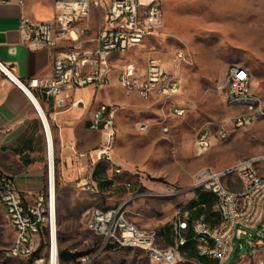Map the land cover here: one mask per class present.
Here are the masks:
<instances>
[{"label":"built area","instance_id":"obj_1","mask_svg":"<svg viewBox=\"0 0 264 264\" xmlns=\"http://www.w3.org/2000/svg\"><path fill=\"white\" fill-rule=\"evenodd\" d=\"M55 3L57 13L51 19L34 20L25 13H20L18 30L28 48L52 47L58 35L68 39H80L79 37L87 31L84 21L88 18L92 6L100 7L104 18L95 37L96 45L92 49H85L77 42L68 51L56 55L49 76H32L23 81L14 75L9 65L0 61V72L18 86L36 108L48 147L45 190L39 193L31 204L24 201L11 175L0 176V203L8 224L14 231L7 253L25 261L39 250L41 243L48 251L49 258L53 248L57 257L55 163L53 151L50 158V127L39 104L37 90L43 92L46 99L57 109L84 105L82 98H74L71 91L85 86L98 89L109 85L110 55L125 53L142 44L150 36H159L158 28L163 23V0H55ZM153 50L144 68H137L132 63L117 68V81L125 93H136L144 100L159 99L171 112L181 115L185 109L177 106L173 100L180 90V78ZM190 62L191 53L183 47L174 50L171 55L173 65ZM221 85L227 88L228 104L236 110V114L231 118L235 127L246 126L264 115L262 100L250 89V72L246 67L239 64L230 65ZM121 109L118 104L100 103L89 117L88 128L99 131L101 139L97 147L80 154L78 158L86 155L91 161L88 179L91 178L96 162L112 161L117 141L116 116ZM144 128L145 125H141V129ZM167 130V126L162 127V131ZM217 135L224 138L225 129L220 128ZM211 138L207 130H200L195 139L197 150L203 152L209 149ZM75 164L76 168L80 166L78 160H75ZM262 164L264 153L244 158L229 167L199 168L193 174L191 188H200L214 195L218 221L209 224L203 218H196L189 223L185 213L173 227L172 245L160 247L158 229L136 224L126 214L123 203L90 209L86 217V227L103 239L102 246L110 244L113 247L145 250L154 264H198L179 248L186 243L185 235L190 227L197 256L223 261L232 250L234 241L239 242V248L245 243L253 249L259 245L260 238L264 239V226L257 229L264 215V173L259 169ZM122 170V167L117 165L115 173L118 174ZM234 174L240 183L238 187L230 186L226 182ZM108 179L112 180V177ZM76 180L80 181V178L76 177ZM180 190L171 189L160 193L172 195ZM251 229H255V235ZM245 256L240 255L241 258ZM87 259V256L81 258L82 261ZM39 260V257L34 258L32 264H37ZM256 264H264L263 258L258 257Z\"/></svg>","mask_w":264,"mask_h":264},{"label":"rangeland","instance_id":"obj_2","mask_svg":"<svg viewBox=\"0 0 264 264\" xmlns=\"http://www.w3.org/2000/svg\"><path fill=\"white\" fill-rule=\"evenodd\" d=\"M174 8L177 18L169 12V25L164 22L158 39L149 41L161 50L156 54L169 69L174 50L183 47L190 51L189 64L173 65L170 69L180 78L174 103L185 110L176 115L159 99H130L111 91L112 98L128 100L116 116L117 141L112 161L114 165H130L141 171L149 182L168 184L166 190H181L169 195L144 186L135 192L134 188H111L105 194L94 193L90 189L63 187L55 171L58 264H154L145 250L102 246L103 239L86 227L90 209L123 203L128 217L138 218V224L156 229L172 226L188 209L187 202L193 197V174L199 168L229 167L264 153V115L246 126L235 127L231 118L236 110L228 104L227 88L221 85L230 65H242L250 72L251 91L264 105V0H190ZM141 125L146 128L141 129ZM163 126H167V132L162 131ZM220 128L226 131L224 138L217 135ZM202 129L211 134V146L199 152L195 139ZM259 169L264 173V164ZM230 181L233 186L240 185L236 174ZM263 226L264 215L257 229ZM250 231L255 235V229ZM13 237L14 231L0 203V264H29V259L8 255ZM159 239L165 242L163 234ZM259 241L253 249L245 243L239 248V242L234 241L223 261L207 257H198L196 261L256 264L258 257L264 260V239ZM41 244V260L37 264H50L48 251ZM63 251L83 254L71 259L62 256ZM241 254L246 256L241 258ZM83 256L88 259L82 261Z\"/></svg>","mask_w":264,"mask_h":264},{"label":"crops","instance_id":"obj_3","mask_svg":"<svg viewBox=\"0 0 264 264\" xmlns=\"http://www.w3.org/2000/svg\"><path fill=\"white\" fill-rule=\"evenodd\" d=\"M183 3H190V0H163V23L158 28L159 32H162L164 22L166 25L170 23L168 13H174L177 18L174 7ZM21 12L34 20H46L55 16L57 5L55 0H0V61L9 65L14 75L23 81H27L32 76H49L53 58L68 51L77 42H80L85 49H92L96 45L95 37L102 27L104 18L103 10L100 7L92 6L88 18L84 21L87 31L79 37L80 39H68L58 35L54 46L30 49L23 43L18 30ZM149 39L158 38L155 35L150 36L142 44L125 53L110 55L108 61L111 67V82L109 85L98 89L85 86L71 91L74 98H82L84 105L57 109L53 107L51 101L46 99L43 92L37 90L39 104L50 127L51 151H53L55 169L63 187L80 188L83 191L90 189V192L104 194L108 193L111 188L126 190L134 188V192L144 186L158 192L167 189L168 184L149 182L142 177L141 171H137L130 165L122 167L123 170L116 174L117 165H114L113 161L96 162L94 168L97 165L99 172L95 176L91 175V178L88 179L91 161L86 155L78 159L80 154L93 150L100 142L101 133L88 128L89 117L97 105L100 103L118 104L123 109L122 103H126L128 100L112 98L111 91L120 92L130 99L138 96L136 93H125L117 81L116 73L117 68L126 63L135 64L137 68H144L152 49L155 53L161 51ZM169 64L170 69L175 67L171 62ZM166 66L168 67L167 64ZM75 160L80 163L77 168ZM47 168L48 147L38 112L26 94L0 72V176L2 174L11 175L16 187L21 191L24 201L31 204L36 196L45 190ZM76 177H79L80 181H77ZM108 177H112V180ZM99 180L107 183L101 186L98 184ZM226 182L233 186L230 178ZM191 189L193 197L188 200V209L184 211L188 215V222L191 223L196 218H203L209 224L216 223L219 216L215 211L214 195L200 188ZM201 192L212 195L211 203L201 202L189 208V201L197 200ZM134 220L136 224L140 223L138 218ZM175 223L172 226L163 225L158 229L159 236L163 234L164 239H171L169 243L159 239L160 247L174 243L173 227ZM185 236L187 241L179 247L180 250L189 258L198 259L190 227ZM188 240L190 241L188 242Z\"/></svg>","mask_w":264,"mask_h":264},{"label":"trees","instance_id":"obj_4","mask_svg":"<svg viewBox=\"0 0 264 264\" xmlns=\"http://www.w3.org/2000/svg\"><path fill=\"white\" fill-rule=\"evenodd\" d=\"M54 163H55V160H54ZM56 171V170H55ZM98 170H97V165L95 166V168L93 169V172H92V176H95L98 174ZM56 176V175H55ZM107 182L106 181H103V180H99L98 181V184L99 185H103V184H106ZM212 201V195L211 194H208V193H199L198 195V198L197 200H190L189 203H188V207H192L193 205L197 204V203H211ZM190 219V218H189ZM167 243L171 242V239L168 238L165 239ZM190 240H188L189 242ZM83 253L81 252H66V251H63L61 253L62 256L66 255L67 257L71 258V259H76L78 256L82 255ZM38 257V251L34 252L32 257L29 259V264H31L32 260L34 258Z\"/></svg>","mask_w":264,"mask_h":264},{"label":"bare ground","instance_id":"obj_5","mask_svg":"<svg viewBox=\"0 0 264 264\" xmlns=\"http://www.w3.org/2000/svg\"><path fill=\"white\" fill-rule=\"evenodd\" d=\"M50 151H51V146H50ZM50 158H51V152H50ZM49 174H50V181H51V184H52V167H51V164H50V172H49ZM49 261H50V264H58V260H57L54 248L52 249V253H51V257L49 258Z\"/></svg>","mask_w":264,"mask_h":264}]
</instances>
